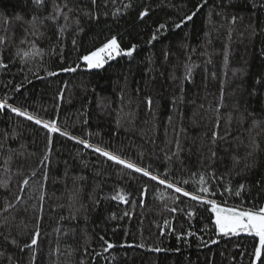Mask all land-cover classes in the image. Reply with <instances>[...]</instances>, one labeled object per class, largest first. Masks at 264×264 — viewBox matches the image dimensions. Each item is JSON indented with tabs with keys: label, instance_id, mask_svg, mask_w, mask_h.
<instances>
[{
	"label": "trees",
	"instance_id": "1",
	"mask_svg": "<svg viewBox=\"0 0 264 264\" xmlns=\"http://www.w3.org/2000/svg\"><path fill=\"white\" fill-rule=\"evenodd\" d=\"M215 204L264 211V0H0V264H264Z\"/></svg>",
	"mask_w": 264,
	"mask_h": 264
},
{
	"label": "rangeland",
	"instance_id": "2",
	"mask_svg": "<svg viewBox=\"0 0 264 264\" xmlns=\"http://www.w3.org/2000/svg\"><path fill=\"white\" fill-rule=\"evenodd\" d=\"M123 54L124 52L120 49L117 39H113L102 48L91 53V55L86 56L83 60L84 67L89 70L102 68L109 61ZM213 212L221 234H234L245 231L260 234L263 245V248L257 254V259H260L261 255L264 254V211L252 212L215 204Z\"/></svg>",
	"mask_w": 264,
	"mask_h": 264
}]
</instances>
